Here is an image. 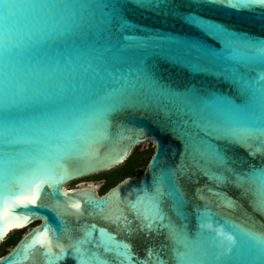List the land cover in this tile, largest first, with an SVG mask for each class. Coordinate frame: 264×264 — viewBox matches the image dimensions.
Returning a JSON list of instances; mask_svg holds the SVG:
<instances>
[{
  "label": "water",
  "instance_id": "water-1",
  "mask_svg": "<svg viewBox=\"0 0 264 264\" xmlns=\"http://www.w3.org/2000/svg\"><path fill=\"white\" fill-rule=\"evenodd\" d=\"M25 229L0 264H264V0H0V246Z\"/></svg>",
  "mask_w": 264,
  "mask_h": 264
},
{
  "label": "rangeland",
  "instance_id": "rangeland-1",
  "mask_svg": "<svg viewBox=\"0 0 264 264\" xmlns=\"http://www.w3.org/2000/svg\"><path fill=\"white\" fill-rule=\"evenodd\" d=\"M154 151V144L150 141H147L145 143H142L140 145H138L132 155L137 156L139 161L141 162H147V160L152 156ZM121 167V166H120ZM120 167L114 169L117 170ZM114 170H111L109 172H105V173H101L98 175H94L85 179H81L72 183H69L68 185L65 186L66 189H74V188H81V187H89L92 186L99 194L101 189L106 185L107 181L104 178L105 174L106 176L108 175L109 178H115L117 175L115 174V172H113ZM89 185V186H88ZM36 223H34L33 225H31L29 228H31L32 226H34ZM28 228V229H29ZM28 229L22 230V231H17L14 232L12 234H10V236L8 237V239H14L13 240V245L8 249L11 250L12 247L19 241V239L22 237V235L27 232Z\"/></svg>",
  "mask_w": 264,
  "mask_h": 264
},
{
  "label": "trees",
  "instance_id": "trees-1",
  "mask_svg": "<svg viewBox=\"0 0 264 264\" xmlns=\"http://www.w3.org/2000/svg\"><path fill=\"white\" fill-rule=\"evenodd\" d=\"M153 155V154H152ZM152 157V156H151ZM151 157L147 160V162L139 161L137 156L131 155L127 161L117 170H114L115 174L117 175L115 178H109V176L105 174L104 178L107 183L101 189L99 195H103L109 189L113 188L116 184L121 182L126 178L136 177L143 174L148 162L150 161ZM13 245V239H7L1 246H0V257L4 256L8 253V249Z\"/></svg>",
  "mask_w": 264,
  "mask_h": 264
},
{
  "label": "bare ground",
  "instance_id": "bare-ground-1",
  "mask_svg": "<svg viewBox=\"0 0 264 264\" xmlns=\"http://www.w3.org/2000/svg\"><path fill=\"white\" fill-rule=\"evenodd\" d=\"M89 186V185H88ZM89 187H92V186H89ZM93 188V187H92Z\"/></svg>",
  "mask_w": 264,
  "mask_h": 264
},
{
  "label": "flooded vegetation",
  "instance_id": "flooded-vegetation-1",
  "mask_svg": "<svg viewBox=\"0 0 264 264\" xmlns=\"http://www.w3.org/2000/svg\"><path fill=\"white\" fill-rule=\"evenodd\" d=\"M154 152V151H153ZM13 239V238H12ZM14 240V239H13Z\"/></svg>",
  "mask_w": 264,
  "mask_h": 264
},
{
  "label": "snow or ice",
  "instance_id": "snow-or-ice-1",
  "mask_svg": "<svg viewBox=\"0 0 264 264\" xmlns=\"http://www.w3.org/2000/svg\"><path fill=\"white\" fill-rule=\"evenodd\" d=\"M237 6H240V5H237Z\"/></svg>",
  "mask_w": 264,
  "mask_h": 264
}]
</instances>
